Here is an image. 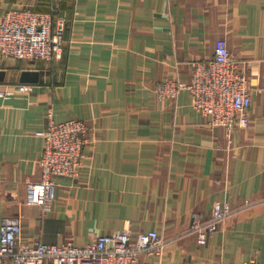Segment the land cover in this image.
Wrapping results in <instances>:
<instances>
[{"label":"crops","instance_id":"crops-1","mask_svg":"<svg viewBox=\"0 0 264 264\" xmlns=\"http://www.w3.org/2000/svg\"><path fill=\"white\" fill-rule=\"evenodd\" d=\"M23 9H56L66 45L61 60L0 57V86L40 74L31 92L0 98V227L20 220L29 246L154 230L162 255L136 264H264V0H0V18ZM221 38L252 98L248 127L231 134L209 125L188 92L155 91L189 83ZM69 119L90 126L80 177L55 180L49 211L26 205L27 184L40 180L39 133ZM217 203L236 212L200 246L192 216L210 218Z\"/></svg>","mask_w":264,"mask_h":264},{"label":"built area","instance_id":"built-area-1","mask_svg":"<svg viewBox=\"0 0 264 264\" xmlns=\"http://www.w3.org/2000/svg\"><path fill=\"white\" fill-rule=\"evenodd\" d=\"M65 45V28L55 23L52 13L12 10L0 18L2 59L61 60ZM33 89V85L22 83L0 86V98L10 99ZM155 91L160 100H176L182 92H188L193 108L208 119L209 125L224 128L229 134L249 125L252 98L248 77L233 60L225 39L215 42L212 59L194 64L189 83L168 79L157 83ZM89 133V124L80 119L48 122L46 129L39 133L44 142L38 161L40 180L27 184L26 205L49 211L56 199L55 180L80 177ZM235 212L231 204L217 203L208 219L194 214L190 231L197 235V243L205 245L219 224ZM21 233L20 220L3 218L0 264L5 261L12 264H136L142 256H161L165 246V241L154 230L138 234L130 230L104 234L85 246L41 242L29 246L21 243Z\"/></svg>","mask_w":264,"mask_h":264},{"label":"water","instance_id":"water-1","mask_svg":"<svg viewBox=\"0 0 264 264\" xmlns=\"http://www.w3.org/2000/svg\"><path fill=\"white\" fill-rule=\"evenodd\" d=\"M5 78V74L3 72H0V81H3ZM40 79L39 72H23L21 74L20 82L22 84H38Z\"/></svg>","mask_w":264,"mask_h":264},{"label":"trees","instance_id":"trees-1","mask_svg":"<svg viewBox=\"0 0 264 264\" xmlns=\"http://www.w3.org/2000/svg\"><path fill=\"white\" fill-rule=\"evenodd\" d=\"M56 9H54V10H52V12H50V13H52V15H53V17H54V20H55V13H56ZM56 21V20H55ZM66 36V35H65ZM65 39H66V37H65Z\"/></svg>","mask_w":264,"mask_h":264}]
</instances>
